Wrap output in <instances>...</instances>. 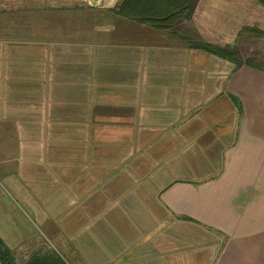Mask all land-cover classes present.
I'll return each instance as SVG.
<instances>
[{
  "label": "crops",
  "instance_id": "crops-1",
  "mask_svg": "<svg viewBox=\"0 0 264 264\" xmlns=\"http://www.w3.org/2000/svg\"><path fill=\"white\" fill-rule=\"evenodd\" d=\"M59 1L0 0L13 264H264V67L244 65L242 33L262 31V5L199 0L174 33L112 13L116 0Z\"/></svg>",
  "mask_w": 264,
  "mask_h": 264
},
{
  "label": "trees",
  "instance_id": "trees-1",
  "mask_svg": "<svg viewBox=\"0 0 264 264\" xmlns=\"http://www.w3.org/2000/svg\"><path fill=\"white\" fill-rule=\"evenodd\" d=\"M199 0H121L111 11L112 13L129 20H134L139 23L148 24L158 30H169L176 32L178 24L182 20H190L193 9ZM260 5L264 6V0H258ZM255 34H264L263 31L251 29ZM190 48L204 51L215 55L224 60H228L235 64L236 67L241 65L237 53L233 50L212 47L208 44L194 42L187 38ZM244 65L259 68L254 60H246ZM235 102L237 99L235 98ZM240 113V107H238ZM0 260L2 264H13L9 252L3 247L0 242ZM26 264H64L59 259L50 257H36L35 260H30Z\"/></svg>",
  "mask_w": 264,
  "mask_h": 264
},
{
  "label": "rangeland",
  "instance_id": "rangeland-1",
  "mask_svg": "<svg viewBox=\"0 0 264 264\" xmlns=\"http://www.w3.org/2000/svg\"><path fill=\"white\" fill-rule=\"evenodd\" d=\"M71 1H76V0H69V1L68 0H64V1H59L56 4H57V6H62V7L72 6L73 3ZM120 1L121 0H116V3L115 4L117 5ZM255 1L258 2V0H255ZM46 2L48 3L49 6L52 5V0H43V3H46ZM194 12L195 11L193 9V13H192V17H191L192 19H193ZM258 12L262 16L260 17L258 15V17H257L258 22H253V27H258V28H261L262 27V31L264 32V6L263 5H262V7H259ZM190 20H188V21H190ZM261 23H262V26H261ZM190 29H192V28H190ZM251 29H254V28L244 27L243 30H242V33L250 32V33L254 34V37L252 39L254 41V43L252 42V44L249 43V45H248L249 51H251V52H250L249 56L246 58V60H248V59L254 60L258 64V66L264 67V34H255L254 32L251 31ZM236 38L238 40L240 37L236 36ZM200 43H202V42H200ZM204 44H206V43H204ZM212 47H214V46H212ZM230 50H233L234 52H236L237 53V56H238V59L240 58L239 57L240 55L238 54V51H237V48L236 47H233ZM241 57H242V55H241ZM243 57H245V55H243ZM241 64H242V62H241Z\"/></svg>",
  "mask_w": 264,
  "mask_h": 264
},
{
  "label": "water",
  "instance_id": "water-1",
  "mask_svg": "<svg viewBox=\"0 0 264 264\" xmlns=\"http://www.w3.org/2000/svg\"><path fill=\"white\" fill-rule=\"evenodd\" d=\"M1 254V253H0Z\"/></svg>",
  "mask_w": 264,
  "mask_h": 264
}]
</instances>
